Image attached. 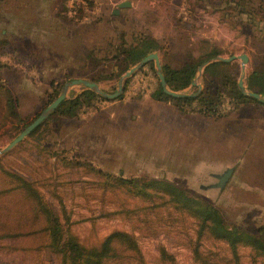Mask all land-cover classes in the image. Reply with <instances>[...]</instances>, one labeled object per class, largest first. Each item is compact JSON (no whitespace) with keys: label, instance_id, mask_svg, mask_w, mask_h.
<instances>
[{"label":"rangeland","instance_id":"rangeland-1","mask_svg":"<svg viewBox=\"0 0 264 264\" xmlns=\"http://www.w3.org/2000/svg\"><path fill=\"white\" fill-rule=\"evenodd\" d=\"M143 37L159 43L168 69L201 66L210 51L245 53V90L256 92L246 87L250 73L264 76V0H0V149L71 79L115 92L128 70L122 46ZM199 66L196 84L176 91L191 100L152 98L153 61L125 78L113 99L81 97L74 107L82 86L69 87L65 110L0 154V188L10 187L7 173L32 182L58 235L83 247L113 231L132 235L140 254L107 264H264L250 246L233 254L225 241L198 235L194 219L166 195L136 194L144 181L166 180L215 207L228 227L264 234V101L238 96L240 59L217 77ZM10 95L14 118L5 116ZM11 196L0 195V264H63L46 247L44 216L30 219L29 204Z\"/></svg>","mask_w":264,"mask_h":264},{"label":"trees","instance_id":"trees-1","mask_svg":"<svg viewBox=\"0 0 264 264\" xmlns=\"http://www.w3.org/2000/svg\"><path fill=\"white\" fill-rule=\"evenodd\" d=\"M159 48V43L155 39L149 37H143L136 43L128 46H122L120 51L124 56V66L122 70L129 69L147 54L155 52L159 50ZM216 55L217 53L215 51H210L207 53L205 59L213 58ZM228 64L229 62L220 61L209 63L205 66V75L217 77L219 74V68L227 66ZM198 66L199 62L187 63L179 69H168L166 68V65H162V72L164 74L167 87L174 91L186 87L195 77ZM246 87L248 89L255 90L259 94L264 93V76L258 74L257 72L250 73L246 78ZM3 89L4 87L0 85V90ZM9 92L10 91L8 89H5L4 91L6 94ZM0 93L2 92L0 91ZM237 94L240 97H245L240 89L237 90ZM151 95L154 99H159L162 95H164L171 99L181 101L195 98L188 95L182 97L169 96L163 91L160 82ZM81 97L84 101L89 102L97 97H100V95L86 87H82L81 95L72 102L74 107L80 106L82 103ZM69 102L71 103V100L64 99L58 105L54 113L65 110L67 103ZM5 105V116L14 118L17 113L14 109L13 98L11 95L5 99ZM7 108H9V111H7ZM37 129L38 127L35 131ZM35 131H33V133ZM6 175L10 178L11 184L8 189L0 188V195L11 193V197H13L14 200H16L15 195H17L19 200L24 202L26 205L29 204L30 219L33 217L38 220V214L40 213L44 216V220L47 223L45 228L49 231L46 247L54 253H61L63 264H67L68 262L71 264H107L111 257L129 259V257L134 256L130 255L132 252H135L137 255L140 254V250L134 237L123 231H113L109 233L99 244L91 247L81 246L72 236L61 238V235H58L57 218L54 216V213L47 203L43 201L34 184L29 180H26L24 177L14 173H7ZM135 189L136 194L141 195L150 196L157 194V192L166 195L171 203L194 219L198 235L207 233L211 238L225 241L233 254L236 253L239 246L247 245L252 249H255L258 254H262L264 256V234L261 235V228L258 229L257 233L251 234L236 227H228L225 224L222 215L215 207L204 203L200 199L190 196L185 190L180 189L166 180L152 179L144 181L138 184V187H135ZM119 246L123 247V252L118 253L120 250ZM127 249L131 251L128 252ZM126 252L128 253L126 254Z\"/></svg>","mask_w":264,"mask_h":264},{"label":"water","instance_id":"water-1","mask_svg":"<svg viewBox=\"0 0 264 264\" xmlns=\"http://www.w3.org/2000/svg\"><path fill=\"white\" fill-rule=\"evenodd\" d=\"M129 5V2H122L119 4V7H127ZM240 59L241 61V75L238 80V86L243 94L250 95L254 97L255 99H258L260 101H264V99L260 98V94L257 92L252 91H246L243 83V76L245 72V66L248 62V55L245 53H242L240 55H230L229 57H222V56H215L211 58L210 60L204 62L201 66H199L198 70L201 71V69L205 66H207L209 63L220 61V62H230L235 59ZM154 62L155 66V73L159 79L160 85L163 89V91L172 97H182L185 96L183 93H179L173 90L168 89L166 80L164 77V74L162 72V65L160 62V58L158 53L152 52L147 54L145 57H143L140 61H138L135 65H133L131 68H129L118 80L117 89L113 93H106L104 92L98 85L97 82L83 79V78H77V79H71L70 81H67L63 84L60 93L58 96L49 103L28 125H26L16 137H14L6 146L0 149V154L5 153L9 151L11 148H13L17 143H19L21 140H23L24 137L29 135L31 132H33L57 107L58 105L66 98L67 91L69 87L73 85H79L82 87H86L93 92L101 95L104 98L107 99H113L118 97L123 89V81L125 78L131 76L136 70L147 64L148 62ZM191 84L195 85L196 81L192 80ZM231 174V170H226L221 176H219V186H223L224 183L227 181Z\"/></svg>","mask_w":264,"mask_h":264}]
</instances>
